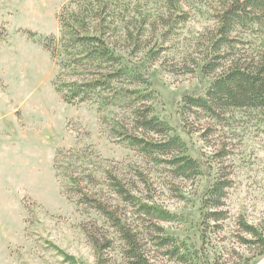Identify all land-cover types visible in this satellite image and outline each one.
<instances>
[{"label": "trees", "instance_id": "1", "mask_svg": "<svg viewBox=\"0 0 264 264\" xmlns=\"http://www.w3.org/2000/svg\"><path fill=\"white\" fill-rule=\"evenodd\" d=\"M200 17L212 24L202 32L190 26ZM58 21L59 35L42 40L58 70L55 90L70 106H95L104 131L141 159L114 163L91 145L55 158L63 194L89 217L82 229L96 264H115V250L122 264H155L158 256L219 264L208 233L228 219L222 208L230 182L221 173L202 193L200 236L192 238L165 226L184 219L156 199L150 175L166 176L174 188L175 180L206 174L207 164L191 154L190 119L208 122L206 137L230 125L236 111L264 113V0H70ZM179 55L181 65L171 59ZM170 62L184 74L200 67L212 80L206 92L182 94L180 128L188 140L157 108L151 70ZM235 228L239 243L255 252L251 264H264V229L244 216ZM56 250L69 264H88Z\"/></svg>", "mask_w": 264, "mask_h": 264}, {"label": "rangeland", "instance_id": "2", "mask_svg": "<svg viewBox=\"0 0 264 264\" xmlns=\"http://www.w3.org/2000/svg\"><path fill=\"white\" fill-rule=\"evenodd\" d=\"M69 1L0 0V264H69L56 247L96 264L82 229L89 217L63 194L55 158L61 150L91 145L114 163L141 161L104 131L95 106H70L55 90L58 70L42 40L59 35L58 17ZM190 26L202 32L212 24L200 17ZM178 57L171 59L180 64ZM171 63L151 70L160 93L157 108L188 140L180 128L182 94L206 92L212 80L200 67L184 74L181 64L176 70ZM232 116L230 125L216 126L206 137V120L187 123L191 154L207 164L204 176L175 180L174 188L165 184L166 176L150 177L156 199L184 219L165 226L197 238L201 195L222 173L230 182L222 208L228 219L220 223L222 229L208 233V250L219 264H251L255 252L239 243L235 222L244 216L264 229V113L236 111ZM111 255L115 264L123 263L119 250ZM154 262L176 264L161 256Z\"/></svg>", "mask_w": 264, "mask_h": 264}]
</instances>
